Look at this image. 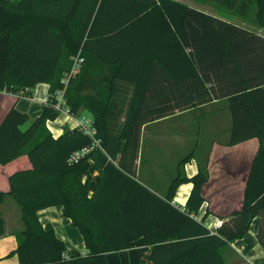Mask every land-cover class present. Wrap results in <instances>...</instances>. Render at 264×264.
<instances>
[{
  "label": "trees",
  "instance_id": "obj_1",
  "mask_svg": "<svg viewBox=\"0 0 264 264\" xmlns=\"http://www.w3.org/2000/svg\"><path fill=\"white\" fill-rule=\"evenodd\" d=\"M215 1L243 17L253 11L264 29V0ZM261 39L256 31L179 0H0V99L5 100L4 92L31 96L38 83L50 85L42 113L27 128L30 115L16 104L0 120V164L23 156L30 162V167L9 176L8 190L0 189V236L6 233L1 205L7 196L12 195L22 210L15 250L20 264H108L107 252L129 248L141 237L146 240V246L139 248L141 264H226L225 246L243 237L252 219L264 211ZM79 53L82 68L65 88L62 80ZM98 62L134 84L129 106L121 110L123 126L117 131L110 120L114 111L109 97L83 94L86 78ZM156 64L181 87L196 92L191 105L214 97L228 100L232 127L227 146L255 137L261 142L242 206L227 215L232 223H224L217 233L193 215L204 202L208 168L191 179L194 187L184 209L172 203L178 185L190 180L182 169L189 155L181 161L165 197L134 178L141 125L150 118L140 106L147 89L141 88L139 75L145 72L149 79ZM64 88L70 113L78 115L82 107L91 112L101 139L99 147L78 161H71V156L92 146L93 138L78 127L55 137L47 126L61 113L55 108L56 95ZM90 160L101 168L100 182L92 185L82 180ZM55 205H61L82 232L85 252L70 250L53 229L43 226L38 211ZM258 239L264 247V229Z\"/></svg>",
  "mask_w": 264,
  "mask_h": 264
},
{
  "label": "crops",
  "instance_id": "obj_2",
  "mask_svg": "<svg viewBox=\"0 0 264 264\" xmlns=\"http://www.w3.org/2000/svg\"><path fill=\"white\" fill-rule=\"evenodd\" d=\"M20 0H11L17 3ZM191 7L221 17L243 28L253 31L250 23H246L243 16L222 7L215 0H180ZM239 16L243 20L230 19L226 15ZM246 23V24H245ZM250 25V26H249ZM256 25V24H255ZM255 28L263 29L257 24ZM259 40L264 43V32ZM177 59V58H175ZM83 94L92 96L99 93L100 97H109L113 109L111 121L115 131L123 126L124 111L128 108L134 91V84L117 78L102 62L96 64ZM99 66V67H98ZM177 67V66H176ZM100 68V69H99ZM100 70V71H99ZM142 71V70H140ZM143 72V71H142ZM145 73V72H143ZM140 73L143 80L141 88L146 86L142 106L148 110L150 118L141 125L140 148L135 162L136 180L150 190L165 197L170 189L172 179L179 173L181 161L190 156L182 166L183 173L190 179L178 185L172 203L184 209L194 187L191 180L200 170L209 169V180L204 184V202L198 212L193 214L199 221L204 220L210 229L217 219L223 224H231L229 213L241 208L244 189L253 159L256 157L261 142L255 137L234 146H227L231 134L232 114L226 98H212L196 106L191 105L196 92L189 87H181L156 64L148 75ZM177 73V68H175ZM135 71L131 74L135 75ZM178 75V73H177ZM147 82H144V79ZM115 84L113 86L112 84ZM210 87V84H207ZM50 85L46 82L38 83L32 89L31 96H17L7 94L5 100L0 99V120L6 111L14 104L17 108L30 115V120L24 125L27 128L42 113L43 105L49 98ZM203 93V88L200 90ZM94 103L95 100L93 99ZM122 114H117V111ZM157 111V112H156ZM94 116L85 107L78 115L61 112L54 120H48L47 126L55 137L61 136L66 128H75L78 119ZM264 154V138L262 143ZM118 159L113 162L118 165ZM90 169L83 174L82 180L90 185L97 184L101 179V168L90 160ZM30 167L27 157H20L6 165L0 164V189L8 190L9 176L20 169ZM93 190H90V196ZM1 211L6 220V233L0 236V264H20L15 250L19 243V233L23 227L22 210L17 200L8 195L1 205ZM40 221L46 229H53L70 250L85 252L86 243L80 229L66 217L61 205L50 206L38 211ZM222 224V225H223ZM264 229V211L254 217L249 230L241 237L225 246L223 252L226 264H264V247L258 239V233ZM146 246L144 237L132 242L126 249L107 252L108 264H141L139 248Z\"/></svg>",
  "mask_w": 264,
  "mask_h": 264
},
{
  "label": "built area",
  "instance_id": "obj_3",
  "mask_svg": "<svg viewBox=\"0 0 264 264\" xmlns=\"http://www.w3.org/2000/svg\"><path fill=\"white\" fill-rule=\"evenodd\" d=\"M84 58L80 55V53L74 58V63L69 72L66 73V76L62 80L65 84V88L68 85L70 79L72 77H75L81 70L82 64H83ZM65 88L57 91V102L55 104V108L59 110L60 112H67L70 113L69 108L66 106V100L64 97L65 94ZM71 114V113H70ZM78 128H80L85 134L89 135L91 138H93V145L89 147H85L81 150H78L73 153L71 156V161H78L81 157L85 156L93 147H99L101 143V139L97 137V129L93 125V120L88 117H81L78 119ZM223 220L217 219L215 222V225L210 228L212 233H217L219 228L222 226Z\"/></svg>",
  "mask_w": 264,
  "mask_h": 264
},
{
  "label": "rangeland",
  "instance_id": "obj_4",
  "mask_svg": "<svg viewBox=\"0 0 264 264\" xmlns=\"http://www.w3.org/2000/svg\"><path fill=\"white\" fill-rule=\"evenodd\" d=\"M180 1V0H179ZM220 14L221 15H226V14H222L221 13V11H220ZM226 16H228V18H230V19H235V20H239L240 22H242V18L241 17H239V16H234V15H232V14H227ZM244 19H245V22L246 23H250L251 24V28L252 29H254V30H256V31H258V30H261V31H263L264 32V29H260V28H255V26H257V23H256V21H255V19H254V12L253 11H251L249 14H248V16H246V17H244ZM245 23V24H246ZM256 24V25H255Z\"/></svg>",
  "mask_w": 264,
  "mask_h": 264
}]
</instances>
